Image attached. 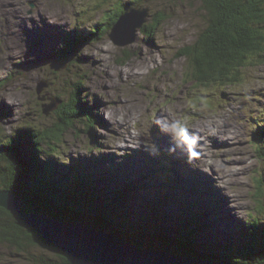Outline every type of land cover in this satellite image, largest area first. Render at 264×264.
<instances>
[{"label":"rangeland","instance_id":"374dc122","mask_svg":"<svg viewBox=\"0 0 264 264\" xmlns=\"http://www.w3.org/2000/svg\"><path fill=\"white\" fill-rule=\"evenodd\" d=\"M134 5L147 9V26L160 20L153 35L138 29L134 41L120 46L109 31L62 57L72 49L69 33L80 36L106 12L112 18L118 6ZM204 15L199 0H0V140L30 123L53 127L57 115L45 110L57 96L75 97V83L83 81L81 96L96 123L92 132L76 123L55 152L49 149L59 172L75 163L93 176L101 172L93 184L99 193L131 191L124 195L131 205L126 212L143 229L136 233L141 240L156 244L163 236L173 248L180 221L189 218L184 227L197 229L201 252L241 243L248 218L261 215L255 176H264V159L250 138L254 125L245 109L252 102L250 114L264 111V63L248 68L245 83L226 95L202 97L188 83L179 52L206 26ZM41 82L47 86L39 92ZM180 165L200 178L189 185L181 180L187 194L177 191ZM164 170L172 178L165 183ZM45 259L55 261L57 253L0 244V264Z\"/></svg>","mask_w":264,"mask_h":264},{"label":"trees","instance_id":"16d2710c","mask_svg":"<svg viewBox=\"0 0 264 264\" xmlns=\"http://www.w3.org/2000/svg\"><path fill=\"white\" fill-rule=\"evenodd\" d=\"M134 1L141 3L144 0ZM199 1L205 11L206 26L193 43L182 48L179 55L187 61L188 83H192L193 89L199 88L202 97H205L212 92H224L227 88L243 85L247 80L246 70L264 63V0ZM109 12L105 13L104 20L91 27L88 36L68 34L67 46L72 49L68 53L62 52V57L68 59L86 42L100 41L113 27L123 9L118 6L112 18H109L111 15L107 16ZM159 22L158 18L148 26L145 22L141 31L153 35ZM4 84L5 81H0V87ZM84 86L83 81L75 83V97L66 99L57 96L53 110L58 120L53 127L38 128L30 123L20 129L19 135L9 137L6 142L0 140V193L7 190L20 198L24 203L23 213L38 212L60 221L92 225L96 229L110 231L138 248H160L176 255L206 258L224 264H264L262 173L257 172L255 176V198L261 215L248 218L246 229L242 232L243 241L225 244L221 249L209 247L201 252L203 247L200 242L198 244L195 227L191 224L184 227L192 220L185 218L180 221L183 227L176 236L177 246L172 248L163 236L156 244L149 243L141 240L142 235L137 236V230L142 232L143 229L127 215L126 206L130 209L131 205H125L124 195H132L131 191L123 193V196L121 191L118 193L113 189L108 193H99L93 184L100 172L94 171L93 176L89 170L81 169L75 163L68 166L70 168L66 172H59L58 160L53 155L63 135L72 130L76 123L83 124L87 131L94 130V112L81 96ZM202 97L197 99L203 100ZM254 143L255 151L264 159V127L256 132ZM49 149L54 152L51 153ZM130 184L132 188L135 187V183ZM0 244L23 252L39 247L57 253V260H37L36 264H70L65 254L52 242L24 224L21 214L3 207H0Z\"/></svg>","mask_w":264,"mask_h":264},{"label":"water","instance_id":"95a60500","mask_svg":"<svg viewBox=\"0 0 264 264\" xmlns=\"http://www.w3.org/2000/svg\"><path fill=\"white\" fill-rule=\"evenodd\" d=\"M147 16L145 7L126 9L114 24L110 37L120 46L129 44L134 41ZM52 66L58 69L57 65ZM44 86L47 83L39 84V92ZM55 107L56 100L45 111ZM23 205V201L11 191L0 193V207L21 214L24 224L52 242L65 254L70 264H224L206 258L176 255L160 248H138L136 244L92 225L60 221L38 212L23 213Z\"/></svg>","mask_w":264,"mask_h":264},{"label":"bare ground","instance_id":"6f19581e","mask_svg":"<svg viewBox=\"0 0 264 264\" xmlns=\"http://www.w3.org/2000/svg\"><path fill=\"white\" fill-rule=\"evenodd\" d=\"M111 38V37H110ZM112 39V38H111ZM113 40V39H112ZM60 66V65H59ZM209 135V134H208ZM186 138V137H185ZM97 148V147H96ZM85 149V148H84ZM103 185V184H102Z\"/></svg>","mask_w":264,"mask_h":264}]
</instances>
